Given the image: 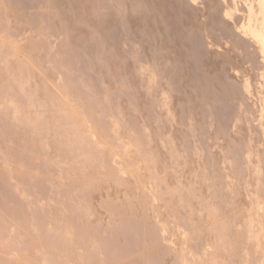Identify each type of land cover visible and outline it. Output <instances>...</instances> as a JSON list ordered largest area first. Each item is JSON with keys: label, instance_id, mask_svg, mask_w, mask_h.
I'll return each instance as SVG.
<instances>
[{"label": "bare ground", "instance_id": "6f19581e", "mask_svg": "<svg viewBox=\"0 0 264 264\" xmlns=\"http://www.w3.org/2000/svg\"><path fill=\"white\" fill-rule=\"evenodd\" d=\"M17 1L19 0H0V185L3 188L2 191L0 190V264H153V259L155 260V264L156 260L159 261L158 258H161L162 261L163 258L167 257L171 259L172 264H264V70L259 73L260 78H257L261 80L259 82L260 85L257 82L258 85L261 86L259 90L257 88L258 91L261 90L260 93L258 92V94L260 95L259 97L261 99V107L259 108L260 110H258V115H260V117H258L260 118V123L258 121L255 122L254 120V124L256 125V123L258 122L259 125H257L256 127L250 125L247 122V118V126L246 124L243 125L244 123L242 125L240 124L239 126L237 125L240 120L244 121V117L247 116L246 113L248 112L246 111L248 109L250 111H254L251 108L253 107L251 106L252 104L250 105V107H248V104L246 105L248 109L246 108V110L244 108L245 113H243L244 111L242 110L243 107H246L244 106V103L246 102V97H244V95L246 94L249 98L256 95L254 94V91L256 89H252L251 82H249V80L247 81L246 78V81L243 82L240 87L242 91H244L243 93H245L243 95L244 99L241 98L242 101H244H239L241 102V104L239 103V108L242 107L240 108V110L243 111V114L241 113V111H238L240 112V114H245L246 116L242 118V116H239L240 114H234L233 117L235 118L236 116H238V119H235L236 125L233 124L236 129L234 127V130H230L229 127V133L227 132L226 134V137L228 139L227 141L229 142L225 144V146L220 145L221 150H218V145V147H216L215 145L212 148L214 150L217 148L216 150L220 151L219 154H215L214 150H208L207 152L203 151L202 148L204 147L201 148L195 143V145L198 146L199 149L194 145L195 148H192L193 153L191 154V148L188 146V148H190L189 153L187 151V147H185V143L187 141L185 138L186 142L184 143V136L186 137V135L188 134V139H191L193 136L195 138V135H191L193 132L192 122L195 119H186L188 120L186 124L183 125V123L181 125L182 120H179L182 119V117L180 119L178 118L177 121V114H175L174 112L176 110V107L174 106V108H172L173 103H171L172 101L170 96V93L172 91L167 93L165 91L166 94L162 98L158 97L159 95H157L156 92H158L159 94L161 87L160 84H162V82L159 81L161 79L158 78V74L156 75L157 71L154 68H151V66L156 67L157 65H149L151 69H146V65L144 68L139 67L140 69L137 70L139 73L141 71V73L140 75L139 73L136 74L139 77H146L145 80H142V78L140 77L141 82L139 81L140 84H143V86L141 84L142 87L140 89L142 90V92H144L145 95V97H143V100H145L144 102L141 100L142 98L140 99L142 101V105L146 108H148L147 105H152L151 109L148 108L149 111L152 110L154 107L156 108H154L153 111L159 110V112L156 111L157 115H155L153 119H151V117L145 118L143 112L146 109H140V107L142 108V106H135V102H133L135 104L131 103L133 99L130 100L129 103H127L128 105L125 106L124 104H121V102L120 104L118 103L117 105H114L115 100L112 101V99L116 96H114V94L120 92V89H118V87L120 88L121 81L119 82V80V83L116 84V82L114 83L113 81L112 84L118 86L117 90L114 88V92H117H111L109 93V95H112H107L106 97L103 96L102 93L101 97L97 95L95 96L94 94L96 91H93L94 89H92V86L90 87L89 85H86L88 83L90 84V82H88L87 80V82L84 83L86 80H83L84 82L82 81V86H84V88H82L81 86L82 90L84 89L83 92L85 93V90L87 91V88L89 87L90 89H92L90 91L92 93L90 94L91 96L88 95L90 98H92V100L90 99L91 101L85 102L86 100L88 101L89 97L85 95V93L83 94L86 98L85 99L84 96H82L83 92L80 91V88L77 87L81 83V78L79 77L80 75H82V72L80 73L79 71L84 66V63L82 64L83 66H81L79 71L77 70V72L80 73L79 74L73 67L75 63L72 65V60H67L68 58L71 59V55L73 57L74 52L72 51H75L76 47L74 46L77 44L76 42V44L73 46V43L70 44L72 40H67V38L73 37V33H69V36L70 34H72V37L66 36V34H68L71 29L69 31L66 30L67 33H63L65 37H67L65 41L64 36H61L63 39H61L60 37L59 40L64 41L61 43L62 45L57 46L56 44H58V42L53 45L55 42L52 43L51 39L57 31L54 29L51 30L49 25L52 22L49 23L48 27L47 25L43 24V21L40 20V22H42L40 24H43V26H37V29H39L40 31V28L44 26L46 27L41 29L42 31L38 32V30L34 29L36 26L35 24L33 25V23H35L36 21L33 22V18H36L34 16L38 14L42 19L44 17L43 20L46 19L47 24V20L54 21L56 14L54 18L52 17L54 14H51V18L49 17V15L51 11L55 9L48 11L47 9H44V11L46 10L45 14L47 12L46 15L48 19L45 18V14V16L43 15V11H41L40 14L37 12V14L33 12L34 16L32 18L33 14L30 11L31 9L28 8L27 11L25 10L26 7L24 9L22 7V3L24 4L25 1H22V3H20L22 6L19 5ZM47 1L45 2L47 3ZM73 1L77 2L76 0ZM89 1L92 2V0ZM95 1L92 2V4L94 3L96 5L100 2V0L97 1L98 3ZM101 1L105 2V0ZM111 1L112 0H108V2L114 5V3H112ZM177 1L180 2V0H176L175 3L177 4L179 3ZM224 1H226L227 4V11L225 16L226 19L224 20H233L234 24H236L237 26V32L240 33V35L242 36L240 42L243 41L244 44L243 42L242 44L244 46L246 45L249 48L255 47V50H253V52L251 50L250 51L253 54L256 52L255 55H259V57L261 58L260 62H262V64L264 65V0H243L245 1V7L241 3V5H243V8H240L239 0ZM42 2H39L37 4L39 5ZM45 2L42 3V5L44 4L47 8V4H50L51 1L47 4ZM54 2L52 0V3ZM196 2H198V0ZM196 2H194L195 5ZM222 3L224 4V2ZM139 4L140 2H138L137 5ZM143 4H145L144 1ZM217 4H219V2ZM95 5L93 7L94 9L96 8ZM220 5L222 4H219L218 6ZM145 6H148V4H145ZM201 6L202 4L199 5L200 8H202ZM223 6H225V4ZM40 7L42 9L43 6L40 5ZM50 7H52V5ZM50 7H48V9H50ZM220 7H218V9ZM34 8L32 10L36 11V9ZM65 8L63 10H67L68 8L70 9V6L67 9ZM104 9L106 10V8ZM110 9L111 8H109L108 10ZM136 9L139 10V8ZM37 10L39 11V8H37ZM60 10L61 9H58L57 14H59ZM71 10L68 11L70 12ZM91 10V13L96 11H94L93 9ZM117 10L119 11H117L118 14L116 13L118 16H120L119 14H123L122 12L120 13L119 9ZM49 11L50 13L48 15ZM55 11H52V13H55ZM68 11H66L67 13L65 12L64 16L66 14L68 15ZM209 11L211 12L210 9ZM209 11L207 13H209ZM110 12H112V9ZM187 12L185 11V13ZM62 13L63 12H60V14ZM78 13L79 11L77 12V14ZM91 13H89L90 16L92 15ZM95 13L98 14L97 11ZM127 13L125 16L126 18ZM134 13L135 12H133V14ZM110 14L108 15L110 16ZM60 16L57 15V17ZM76 16L74 18L77 19ZM96 16L98 15H95V17ZM57 17L55 18V20L57 19ZM144 17H146V14ZM149 17L150 16H148V18ZM218 17L220 18V16ZM62 18H66V16H62ZM85 19L86 18H84V21ZM142 19L143 18H141V20ZM207 19L208 18H206L205 20ZM216 19L218 18L216 17ZM63 20L64 19H62V21ZM86 20L88 21V19ZM145 22L146 21H144V24ZM221 22L224 21L222 20ZM72 23L75 25V22ZM80 23L81 21L78 23L79 26ZM127 23L130 24L129 22ZM63 24L65 23H62V25ZM82 24L83 26L84 24L85 26L89 25L88 23L86 25V22H82ZM114 24L119 23L115 22ZM146 24L148 25V23ZM65 25H60L61 29L62 27H67ZM142 26L144 28L143 21ZM47 27L48 30L50 29L51 31H53V33L55 31L56 32L51 35L50 30V32H47ZM91 27L92 25L90 26V28ZM44 29L46 30V33H49L51 35V37L48 38L46 33H44ZM95 30H93L94 34L96 33ZM119 30L121 32L123 29ZM139 30L141 29L139 28ZM93 31L92 34L89 35L90 38L93 37L92 40L94 38L99 37L97 34L94 35ZM97 32L99 33V31ZM125 32L126 31H124V33ZM58 33L59 36L62 34V32L60 33V31H58ZM57 34L56 36H58ZM122 34L118 35L121 36ZM91 35L93 36L91 37ZM86 37H88V35ZM105 37L109 40L107 35ZM99 38L97 39L99 40ZM120 39V41L124 40L123 37H121ZM106 40L104 41L106 42ZM116 40L119 44L118 37ZM207 40L209 41L210 38H207ZM154 41L157 42V40ZM60 42L61 41H59V44ZM68 43L71 46H67L69 45ZM100 43L102 42H99V44ZM79 44L80 43L78 42V46H81ZM226 44L227 43H225V46ZM187 45H189V43ZM61 46L63 47V49L61 48ZM68 47L74 48L71 51L72 53L68 51L70 50V48ZM113 47H115V44ZM58 48H61V51H59L60 49ZM65 48L68 49L66 50ZM110 48L112 47L110 46ZM107 49L109 50V47ZM62 50H66L68 52V58L66 56V51L64 52ZM155 50L158 49L155 48ZM212 51L213 50H211V52ZM89 52L90 51H88V53ZM158 53L160 54V52ZM252 53H250L249 55H251ZM68 54H70V57ZM101 54L102 53H99V55ZM105 54L106 53H104L103 56H106ZM108 54H110V52ZM167 56L168 55H165L164 57L166 58ZM121 57L119 58L121 59ZM126 57L128 58L130 56L127 55ZM64 58H66V60L71 64V66L68 62L64 61ZM96 58L101 59V56H98ZM154 58L156 57L154 56ZM106 59H104V61ZM112 59L110 58V60ZM226 59L225 61L228 60ZM220 60L224 59L221 58ZM162 61H164L163 58ZM62 62H66L67 65L64 63L66 65L65 66ZM156 62L153 64H156ZM160 63L161 62H159V64ZM170 63L172 62L170 61ZM226 64L228 65V63ZM141 65L143 66V64ZM168 65H166L165 68ZM184 65L187 67V62ZM67 66H69V68ZM99 66L101 67V65ZM180 66L182 67L181 64ZM185 66H183L182 68H185ZM70 67L73 69H70ZM96 68L100 70L98 67ZM165 68L164 70L166 72L167 69ZM225 68L223 67V72ZM71 70H75L74 73L76 72L75 74L73 73V76ZM102 70L103 69H101V75H103ZM161 70L163 69L161 68ZM142 72H146L147 76H145V73L144 75H142ZM219 73L221 74V71H219ZM235 73L237 75L239 72H234V74ZM77 74L79 79L74 78V76H76ZM195 74L193 76L194 78L196 77ZM167 75L168 74H166V77ZM170 75L171 74H169L168 77H174V75ZM120 76H116V78H119ZM133 76L134 75H132V78H135ZM82 77L84 76L82 75ZM113 77H110V79H113ZM125 77H128V75ZM159 77H161V75ZM73 78L75 79V82ZM194 78L193 80H195ZM244 78L245 77H243V79ZM76 79L79 80V84ZM175 79L176 78H174V80ZM177 79H179V76ZM197 79H199V76L197 77ZM116 80L117 79H115V81ZM175 81L177 82V80ZM240 81L241 80H239V82ZM170 82L172 83V81ZM176 82L174 84L175 86L177 85ZM215 82H217V80ZM252 82L254 81L252 80ZM76 83L78 85H76ZM107 83L109 82L107 81ZM191 83L192 82H190V84ZM196 83L198 82L196 81ZM196 83L195 85H197ZM205 83H207V81ZM118 84H120V86ZM127 84L130 86L128 82L125 84L126 90L125 88L123 89L128 92V94L125 93V91L123 93V89L122 92H120L119 94H127L128 97L131 98L132 95H130L129 93L133 89L130 90L131 88L129 89ZM219 84H216V86L219 87ZM135 85V88L138 87L136 82ZM236 85L238 84L236 83ZM86 86L88 87L85 88ZM111 87V85L110 88L106 86V90H110ZM169 88H171V86ZM196 88L197 87H195V89ZM221 89H223V87ZM127 90H130V92ZM133 92H131V94ZM190 92H192V90ZM177 93H179V91H177ZM181 93H183V91ZM162 94H164V92ZM133 95L135 96V94ZM156 95L159 99L156 98ZM92 96L96 98L94 99ZM154 96L157 100L153 98ZM184 96L186 95H183V97ZM99 98H101L102 100H99ZM123 98H125V95ZM132 98L134 97L132 96ZM134 100H137V96ZM235 100L237 99L235 98ZM201 102L202 101H200V103ZM212 102L210 101L211 104ZM112 104L115 106V108L112 106ZM138 104L141 105V102ZM201 104H203V102ZM258 104L259 103H257V105ZM191 106H193V104ZM207 107L209 106L207 105ZM256 107L257 106H255V108ZM173 109L175 110L173 111ZM187 110L190 111L189 109ZM189 114L192 115V112ZM191 115L190 117H193ZM148 116H150V113ZM151 120L152 122H150ZM176 121L180 122V124L177 125ZM251 121L252 120H250V123ZM149 123H151V125ZM214 123H211V125ZM174 124L179 126V128L181 127L179 130H177V132L172 127ZM169 125L172 127L170 128L171 130L167 128L168 131H165V128ZM240 126H246L245 129L249 134L246 133V135L243 136L242 134L244 133V129L242 127L240 128ZM237 127L239 128L237 129ZM158 128L162 129V131L160 130L159 132L157 130ZM195 128L196 125L194 127V131L196 132ZM229 130L232 132H230ZM218 131L219 130H217V132ZM219 132L217 133L218 135ZM201 136L202 135H200V137ZM221 136L223 137V135ZM222 137L221 139L224 138L223 140H225L226 137ZM214 139L217 142V140L220 139V136L216 135ZM221 139L220 141L222 142L223 140ZM197 142H199L200 144V141ZM223 142L221 144H224ZM129 235L134 236V240L140 242V245L142 244L141 247L142 249H144V251L146 248L152 249L151 251H148L149 249H146L148 252H150L149 254L146 253L147 251H145L143 255H140L139 253L136 254L137 252L134 253L135 255L140 256V258L138 257L139 259L136 258L137 256L135 255L132 256L133 258L135 257L136 259H138V262H136V260L134 259L135 261H133L132 263L131 260L133 259L129 260L131 256L127 255L128 251H131V249L132 252L129 253L133 254V252H135L133 251L135 250V248L136 251H141V253L143 252L142 249L139 250V243L134 240L133 242L129 240L130 244L133 245L134 249L132 247H129L130 245L128 244V239H132V237H128ZM162 238L167 239L165 240L166 242L169 241V244L167 243L168 245H164L165 242L163 241L164 243L162 245L164 246V248H161ZM158 240L160 242L159 244L161 247H159L158 245ZM134 242L137 243L136 247V243ZM127 247L131 249H127Z\"/></svg>", "mask_w": 264, "mask_h": 264}, {"label": "rangeland", "instance_id": "374dc122", "mask_svg": "<svg viewBox=\"0 0 264 264\" xmlns=\"http://www.w3.org/2000/svg\"><path fill=\"white\" fill-rule=\"evenodd\" d=\"M22 1L24 2H26V4H25V2H24V4L22 3ZM43 1V2H42ZM30 0V2L32 3H30L29 2V0H19V1H17L18 2V4L19 5H21L20 3H22V7H23V9L25 8V10H27L28 11V8L29 9H31L30 11L32 12V18H33V16H34V13H39L40 14V12L41 11H43L42 13H43V15L45 14V11H44V9H47V11L48 10H52V9H55V10H52V11H55V13H52V11H51V13H50V11L48 12V15H49V13H50V15H49V17L50 16H52L53 14V18H54V16H55V14H56V17H57V15H61L60 17H57V19L55 20V18H54V21L53 20H50V18H49V20L50 21H48L47 20V24H46V19L45 20H43L44 19V17H43V15H42V17H43V19L37 14V15H35L34 17H36V18H33L34 19V21L33 22H35V23H33V25L35 24V30H38V32H40V31H42L41 29H43L44 27H46V26H44V27H42V28H40V31H39V29H37V26L39 27H41V26H43V24L44 25H49V23L50 22H52V23H50V28H51V30L52 29H54V30H56L54 33H55V35L52 37V39H53V41H52V39H51V42L53 43V42H55L53 45H55L57 42H58V44H56L57 46L58 45H62L61 43L62 42H64L65 40H66V38L67 37H72L71 35L72 34H70V36H69V33H73V37L72 38H67V40L68 39H71V40H69V41H71L70 42V44L71 43H73V46L76 44V42H77V44L74 46V47H76L75 48V51L73 50L74 48L73 47H68V48H70V50H68V51H72V52H74L73 53V57H72V55H71V57H70V54H68L69 55V57L71 58V59H69L68 58V56H67V49L68 48H65L66 50H62V51H66V56H67V60H69V61H71V64L73 65L74 63H75V65H73V67L76 69V72H77V70L79 71V69L81 68V66H83L82 64L84 63V66L80 69V73L84 76V77H82V75H80V77L79 78H81L80 79V81H81V83H82V81L83 80H86L84 83H86L87 82V80H88V82H90V84L88 83V84H86V85H89L90 87L92 86V89H94L93 91L95 92V96L97 95V96H99V97H101V95L103 94V96H107V95H109V93H111V92H114V88L117 90V85H112L113 84V81H114V83L116 82V84L117 83H119L120 81V83H121V86H120V84H118L119 86H120V88L118 87V89H120V92H122V89L123 88H125V90H126V83H128L129 82V84H130V86L127 84V86L129 87V89L130 90H132L131 92H133V91H136V92H133L132 94H131V92H130V90H127V91H129L130 93V95H132L134 98H132V96H131V98L130 97H128V92H126L124 89H123V93H124V91H125V93H127V94H124L125 95V98H126V100H125V98H123L124 97V95H123V93L122 94H119V93H116L117 91H115L114 93H116V94H114V98L113 97H111V98H113L112 99V101L113 100H115L114 101V105H117L118 103L120 104V102H121V104H124V106L125 105H128L127 103H129V101L130 100H132L133 99V101L131 102V103H133V102H135V103H133V104H135V106H142V108L140 107V109H143V110H145L143 113H144V117L145 118H147V117H151V119H153L154 118V116L155 115H157V112H159V110L156 112L155 110L153 111V109L154 108H156V107H154L152 110H150L149 111V109L148 108H152L151 106L152 105H147L148 106V108H146V107H144L143 105H142V101L144 102L145 100H143V97H145V95H144V92H142V90L140 89L142 86H143V84H142V86H141V84H140V82H141V79H140V77L138 76V75H136L137 73H139L138 72V70L137 69H140L139 67H145V65H146V69L148 68V69H155L156 71H157V73H156V75L158 74V78H160L161 80H159V81H161L162 82V84H160V92H159V94H158V92H156L157 93V95H159L158 97H163L167 92H171L170 93V96H171V103H173L172 105H173V107L172 108H174V106L176 107L175 109H173V111L175 112V114H177L176 115V120L179 118H181L182 117V119H180L179 121H181V125L183 124V125H185L186 124V122L190 119V118H193V132H192V136L193 135H195V138H194V136L191 138V139H188V134L186 135V137L184 136V143H185V147H187V151L190 153V151H191V154L193 153L192 151H193V149L192 148H195V147H204V148H202L203 149V151H210V150H214V149H212L215 145H216V147H218L219 149L218 150H221V146H225V144H227L229 141H227L228 139H227V137H226V134H227V132H228V129H229V127H230V130L232 129V130H234V127L235 126H233V124L234 125H236L235 124V119H238V116H236L237 114H240V112H238V111H241V113L243 112V113H245V110H244V108L246 109L247 108V104L249 105L248 107H250V105L251 106H253V107H251L255 112H257L258 110H260L259 108L261 107V99H260V95L258 94V92L260 93V91H258L259 90V88L261 87V86H259L260 85V81L261 80H259V79H257V78H260V72H262V70H264V65L262 64V62H260V57H259V55L258 54H256L255 55V53L253 54L252 52H253V50H255L253 47L252 48H249V47H247L246 45L244 46L243 44H244V42H243V44H242V42H240L241 41V38H242V36L240 35V33H238L237 32V26H236V24H234V22H233V20H224V19H226L225 18V16H226V11H227V4H226V1H224V0H216V1H218L219 2V4H222V5H220V6H222V7H220V6H218L219 4H217L218 2H216L215 0H198V2H196L197 0H180V2L179 1H177V2H179L178 4L177 3H175V1L176 0H156V1H154V0H143L144 1V3L147 5L148 4V6H145V4H143V1H141V0H112L111 2L112 3H114V5L113 4H111L110 2H108V0L106 1L105 0V2H103V1H101L100 0V2L98 3L97 1H99V0H92V2H97L98 4H92V2H90L89 0H76L77 2H75V1H73V0H53V2L54 3H52V0H49V1H47V0H45V1H47V3H49L50 1V4H47L44 0ZM66 1V2H65ZM89 1V2H88ZM110 1V0H109ZM115 1H116V3H115ZM118 1H119V3H118ZM124 1V2H123ZM127 1V2H126ZM131 1V2H130ZM146 1V2H145ZM148 1V2H147ZM201 1V2H200ZM224 2V4H225V6H223L224 4L222 3V2ZM241 1V2H240ZM29 2V3H28ZM39 2H42V3H46L47 4V8H46V6L43 4L42 5V3H40L39 5L37 4V3H39ZM70 2H71V4H70ZM75 2V3H74ZM103 3V7H102V3ZM108 2V3H107ZM126 2V3H125ZM138 2H140V4L139 5H137L138 4ZM186 2V3H185ZM194 2H196V5H195V3ZM28 3V4H27ZM56 3H57V5H56ZM74 3V4H73ZM79 3V4H78ZM86 3V4H85ZM90 3V4H89ZM129 3H131V4H128ZM174 3V4H173ZM199 3V4H198ZM212 3V4H211ZM241 3L244 5V7H245V1H243V0H239V6H240V8L243 6V5H241ZM73 4V5H72ZM81 4V5H80ZM101 4V5H100ZM120 4V5H119ZM135 4V5H134ZM153 4V5H152ZM171 4V5H170ZM188 4H189V7H188ZM197 4H198V6H197ZM202 4V8H200L199 7V5H201ZM211 4V5H210ZM26 5H28V6H26ZM33 5H34V7H33ZM38 5V6H37ZM40 5L41 6H43L42 7V9H41V7H40ZM52 5V7H50V6ZM63 5H64V7H63ZM88 5V6H87ZM94 5L96 6V8L94 9L93 7H94ZM99 7H98V6ZM108 5V6H107ZM144 7H143V6ZM154 5H155V7H154ZM177 5H178V7H177ZM187 5V6H186ZM195 5V6H194ZM205 5H206V7H205ZM207 5H209V6H207ZM214 5V6H213ZM216 5V6H215ZM20 6V7H21ZM31 6V7H30ZM37 6V7H36ZM56 6V7H55ZM70 6V9L68 8ZM80 6V7H79ZM83 6V7H82ZM113 6H115V7H113ZM116 6H118V7H116ZM120 6H121V8H120ZM128 6V7H127ZM151 6H152V8L153 9H155V10H153L152 8H151ZM220 7L219 9H218V7ZM34 9H36V11L35 10H32L33 8ZM48 7H50V9H48ZM54 7V8H53ZM63 7V8H62ZM66 7V8H65ZM90 7H92V8H90ZM141 7V8H140ZM198 7V8H197ZM225 7V8H224ZM37 8H39V11L37 10ZM67 9V10H63V9ZM75 8V9H74ZM104 8H106V10L104 9ZM109 8H111L112 9V12H110L111 11V9L110 10H108ZM119 9L120 10V13L122 12L123 14H119L120 16H118L117 14V9ZM133 8H135V9H133ZM136 8H139V10L138 9H136ZM179 8V9H178ZM185 8V9H184ZM224 8V9H223ZM243 8V7H242ZM58 9H61L60 10V12H63L62 14H60V12H59V14H57L58 13ZM73 10V12H72V10ZM79 9H81V10H83V9H85V10H83V11H81V10H79ZM91 9H93L94 11L96 10L97 11V13L98 14H96L95 12H92L91 13V11L90 10ZM115 11H114V10ZM126 9V10H125ZM131 9H133V10H131ZM144 9V10H143ZM160 9V10H159ZM203 9V10H202ZM206 9H208V10H206ZM209 9L211 10V12L209 11ZM212 9H214V10H212ZM63 10V11H62ZM68 10H71L70 12L68 11ZM75 10H76V12H75ZM121 10H123V11H121ZM131 10V11H130ZM141 10H143L144 12H145V10H146V12L144 13L143 11H141ZM66 11H68V15L66 14L65 16H66V18H62V16L63 17H65L64 16V14H65V12ZM79 11V13L77 14V12ZM85 11V12H84ZM106 11V12H105ZM109 11V12H108ZM114 11V12H113ZM127 11H128V13H127ZM137 11V12H136ZM185 11L187 12V13H185ZM209 11V13H207ZM34 12V13H33ZM76 14H75V13ZM83 12V13H82ZM119 12V11H118ZM131 12H132V14H131ZM133 12H135L134 14H133ZM139 12V13H138ZM142 12V13H141ZM149 12V13H148ZM163 12V13H162ZM168 12V13H167ZM215 12V13H214ZM218 12H219V14H218ZM41 13V14H42ZM67 13V12H66ZM85 13V14H84ZM89 13H91L92 15L90 16V14ZM106 14V18H105V14ZM111 13V14H110ZM114 13V14H113ZM117 13V14H116ZM126 13H127V18L125 17L126 16ZM144 13V14H143ZM194 13V14H193ZM211 13H213V14H211ZM223 13V14H222ZM46 14H47V12H46ZM45 14V15H46ZM52 14V15H51ZM72 14V15H71ZM74 14V15H73ZM93 14H94V16H93ZM101 16H100V15ZM108 14H110V16L108 15ZM113 14V15H112ZM116 14V15H115ZM132 15V18H131V15ZM143 14V15H142ZM145 14H146V17H144L145 16ZM147 14H149V15H147ZM44 15V16H45ZM70 15V16H69ZM77 15V16H76ZM95 15H98L99 16V18H98V16H96L95 17ZM103 15V16H102ZM122 15V16H121ZM138 16V17H136V16ZM166 15V16H165ZM216 15V16H215ZM37 16H39V17H37ZM68 16H69V18H68ZM77 17V19L76 18H74V17ZM86 16V17H85ZM90 16V17H89ZM108 16V17H107ZM117 16V17H116ZM130 16V17H129ZM148 16H150L149 18H148ZM218 16H220V18L218 17ZM82 17V18H81ZM90 18V20H89V18ZM91 17H93V18H95V19H93V18H91ZM104 17V18H103ZM112 19H111V18ZM209 17H210V19H209ZM216 17L218 18V19H216ZM224 17V18H223ZM45 18H47L48 19V17H47V15L45 16ZM52 18V19H53ZM64 19L63 21H62V19ZM84 18H86V19H88V21L85 19V21H84ZM109 18V19H108ZM120 19V20H117V19ZM141 18H143L142 20H141ZM147 18V19H146ZM203 18H208L209 19V21H208V19L207 20H205V19H203ZM39 19V20H38ZM74 19V20H73ZM78 19H79V21H78ZM81 19V20H80ZM83 19V20H82ZM103 19V20H102ZM106 19V20H105ZM40 20L41 21H43V24L41 25L40 23H42V22H40ZM60 20V21H59ZM72 20V21H71ZM117 20V21H116ZM126 20V21H125ZM128 20V21H127ZM210 20H211V22H210ZM224 21V22H221V21ZM44 21H45V23H44ZM58 21V22H57ZM81 21V23H80V26H79V22ZM92 21V22H91ZM107 21V22H106ZM125 21V22H124ZM135 21V22H134ZM142 21H143V25H144V28H143V26H142ZM144 21H146L145 22V24H144ZM151 21V22H150ZM154 23H153V22ZM196 21V22H195ZM221 23H220V22ZM54 22V23H53ZM72 22H75V25L72 23ZM76 22H77V24H76ZM82 22L84 23V22H86V25H87V23L89 24V25H87V26H85V24H84V26H83V24H82ZM110 22V23H109ZM115 22H117V23H119V24H114ZM122 22V23H121ZM127 22H129L130 24H128ZM140 22V23H139ZM188 22V23H187ZM200 22H202V23H200ZM226 22V23H225ZM232 22V23H231ZM36 23H39V24H36ZM57 23V24H56ZM62 23H65V24H63L62 25ZM101 23V24H100ZM109 24V26H108V24ZM129 25H127V24ZM146 23H148V25L146 24ZM177 23H178V25H177ZM190 23V24H189ZM200 23V24H199ZM209 23V24H208ZM224 23V24H223ZM82 24V25H81ZM102 24H103V26H102ZM188 24V25H187ZM220 26H219V25ZM223 24V25H222ZM53 25V26H52ZM55 25H56V27H57V29H56V27H55ZM67 26V27H62V29H61V26ZM70 25V26H69ZM92 25V27H94V28H90V26ZM98 25V26H97ZM126 25V26H125ZM226 25H227V30H226ZM48 26V27H49ZM60 26V27H59ZM113 26V27H112ZM115 26V27H114ZM116 26H118V27H116ZM122 26V27H121ZM147 26V27H146ZM200 26V27H199ZM219 26V27H218ZM48 27H47V32L50 30H48ZM52 27H55V28H52ZM69 27V28H68ZM96 27H98V28H96ZM105 27V28H104ZM109 28V29H107V28ZM131 27V28H130ZM141 29V30H139V28ZM178 27V28H177ZM181 27V28H180ZM221 27V28H220ZM225 27V28H224ZM66 28V29H65ZM75 28H76V30H75ZM88 28H90V29H88ZM100 28H101V30H100ZM115 28V29H114ZM136 28H137V30H136ZM161 28V29H160ZM194 28V29H193ZM46 29V28H45ZM44 29V30H45ZM72 31H71V30ZM87 29V30H86ZM91 29H92V31L93 30H95L96 31V33L95 34H97L99 37H97V38H99V40L97 39V38H94L93 40H92V36L93 35H91V37L92 38H90L89 37V35L90 34H92V31H91ZM98 29V30H97ZM107 29V30H106ZM113 29V30H112ZM119 29H123L121 32H120V30ZM177 29V30H176ZM192 29V30H191ZM197 29H199V30H197ZM229 29V30H228ZM50 30V31H51ZM62 30H65V31H62ZM66 30H70L69 32H68V34H66L67 33V31ZM112 30V31H111ZM117 30H119V31H117ZM159 32H158V31ZM194 30V31H193ZM49 31V32H50ZM58 31H60V33L62 32V34L59 36V33H58ZM75 31H77V32H75ZM79 31H80V33H79ZM85 31H87V32H85ZM97 31H99V33L97 32ZM104 31V32H103ZM107 31H108V33H107ZM110 31V32H109ZM124 31H126L125 33H124ZM132 31V32H131ZM192 32V34H191V32ZM209 33H208V32ZM223 31V32H222ZM44 32V31H43ZM64 32H66L65 34H66V36L67 37H65V35L63 34ZM74 32H75V34H77V35H75L74 34ZM111 32H113V33H111ZM165 32V33H164ZM202 32V33H201ZM44 33H46V30H45V32ZM53 33V31H51L50 32V34L52 35V34H54ZM58 33V34H57ZM103 33V34H102ZM106 33V34H105ZM123 33V34H122ZM167 33V34H166ZM201 33V34H200ZM49 33H46V35L48 36V38L49 37H51V35H50ZM56 34L58 35V36H56ZM88 35V37H86L87 35ZM93 34H94V31H93ZM94 34V35H95ZM109 34V35H108ZM110 34H111V36H110ZM114 34H115V36H114ZM118 34H122L121 36L120 35H118ZM125 34V35H124ZM162 34H163V38H162ZM200 34V35H199ZM207 34V35H206ZM213 34V35H212ZM50 35V36H49ZM86 35V36H85ZM96 35V36H97ZM108 36V38H109V40L110 39H113V40H108L105 36ZM118 35V36H117ZM130 35V36H129ZM160 35V36H159ZM193 35V36H192ZM210 35H211V37H210ZM61 36H64V41H62V40H59L60 39V37ZM76 36V37H75ZM82 36V37H81ZM85 36V37H84ZM102 36V37H101ZM127 36V37H126ZM168 36V37H167ZM200 36V37H199ZM205 36V37H204ZM213 36V37H212ZM215 36V37H214ZM54 37H55V39H54ZM81 39H83V40H81ZM95 37V36H94ZM116 37V38H115ZM117 37H118V42H119V44L117 43ZM121 37H123L124 38V40L123 41H120L121 39ZM160 37V38H159ZM167 37V38H166ZM75 38V39H74ZM77 38H78V40H77ZM90 38V39H89ZM102 38V39H101ZM155 38V39H154ZM202 38V39H201ZM207 38L209 39L210 38V40L208 41L207 40ZM61 39H63L62 37H61ZM73 39H74V41H73ZM80 39V40H79ZM97 39V40H96ZM107 39V40H106ZM216 39V40H215ZM56 40V41H55ZM57 40H59V41H61L60 42V44H59V41H57ZM94 40H96V41H94ZM104 40H106V42H107V44H106V42L104 41ZM129 40V41H128ZM154 40H157V42L156 41H154ZM162 40V41H161ZM49 41V40H48ZM84 42V44H83V42ZM113 41V42H112ZM161 42V44H160V42ZM168 41V42H167ZM207 41V42H206ZM78 42L80 43L79 45H81V46H78ZM82 42V43H81ZM99 42H102V43H100L99 44ZM115 42V43H114ZM121 42H122V44H121ZM131 42V43H130ZM142 42H144V43H142ZM147 42V43H146ZM148 42H149V44H148ZM164 42H166V43H164ZM169 42H170V44H169ZM181 42V43H180ZM184 42V43H183ZM206 42V43H205ZM215 42V43H214ZM50 43V42H49ZM85 43H86V45H85ZM93 43V44H92ZM98 43V44H97ZM110 43V44H109ZM112 43H114L115 44V47H119L118 48V50H117V48H115V47H113L114 46V44H112ZM128 43V44H127ZM157 43V44H156ZM189 43V45H187ZM218 43V44H217ZM225 43H227L226 44V46H225ZM69 44V43H68ZM67 45V46H71V45ZM89 44V45H88ZM139 44V45H138ZM148 44V45H147ZM156 44V45H155ZM180 44V45H179ZM209 44H210V46H209ZM220 44H222V45H220ZM52 45V44H51ZM50 45V46H51ZM82 45H83V48H82ZM85 45V46H84ZM97 45V46H96ZM121 46V48H120V46ZM124 47H123V46ZM145 45H147V46H145ZM151 45V46H150ZM163 45H165V46H163ZM170 45V46H169ZM216 46V47H214V46ZM56 46V47H57ZM66 46V47H67ZM91 46V47H90ZM107 46V47H106ZM110 46L112 47V48H110ZM131 46H132V48H131ZM148 46H149V48H148ZM183 46V47H182ZM229 46V47H228ZM98 47V48H97ZM109 47V50L107 49ZM144 49H143V48ZM162 47H163V50H162ZM211 47V48H210ZM219 47H220V49H219ZM223 47V48H222ZM231 47V48H230ZM52 48V47H51ZM54 48H55V46H54ZM53 48V49H54ZM61 48L63 49V47L61 46ZM61 48H58V49H60L59 51H61ZM72 48V49H71ZM79 48V49H78ZM86 48V49H85ZM87 48H88V51H90L89 53H88V51H87ZM96 48V49H95ZM137 48V49H136ZM152 48V49H151ZM155 48L156 49H158V50H155ZM170 48V49H169ZM183 48V49H182ZM186 48V49H185ZM58 49H56V50H58ZM83 49V50H82ZM91 49V50H90ZM130 49V50H129ZM132 49V50H131ZM144 51H143V50ZM151 49V50H150ZM213 50L212 52H211V50ZM226 49V50H225ZM248 49H249V51H248ZM77 50V51H76ZM79 50V51H78ZM94 50V51H93ZM104 52H103V51ZM122 50H123V52H122ZM129 50V51H128ZM142 50V51H141ZM161 50H162V52H161ZM181 50V51H180ZM185 52H184V51ZM218 50H219V52H218ZM225 50V51H224ZM245 50H247V51H245ZM252 52H251V51ZM83 51V52H82ZM106 51V52H105ZM107 51H109L110 52V54H108L109 52H107ZM118 51V52H117ZM126 51V52H125ZM134 51V52H133ZM151 51H153V52H151ZM170 51H172V52H174V53H172V52H170ZM69 52V53H70ZM71 52V53H72ZM76 52V53H75ZM80 52V53H79ZM94 52H96V53H94ZM122 52V53H121ZM141 52V53H140ZM142 52H143V54H145V55H143L142 54ZM158 52H160V54L158 53ZM165 52H167V53H165ZM223 52V53H222ZM225 52V53H224ZM227 52V53H226ZM247 52H249V53H247ZM87 53V54H86ZM99 53H102L101 55H99ZM104 53H106L105 55L106 56H103L104 55ZM154 53H156V54H154ZM250 53H252L251 55H249ZM76 54H77V56H76ZM79 54V55H78ZM84 54V55H83ZM90 54H91V56L92 55H94V56H92L93 58H95V59H93L91 56H90ZM138 54V55H137ZM141 54H142V56H141ZM153 56H152V55ZM157 54H159V55H157ZM181 54V55H180ZM183 54V55H182ZM218 54H220V55H218ZM225 54V55H224ZM228 54V55H227ZM230 54V55H229ZM83 55V56H82ZM89 57V60H90V63H89V60H88V57ZM96 55H98L99 57L101 56V59L100 58H96V57H98V56H96ZM107 55H110V56H107ZM113 55V56H112ZM123 55V56H122ZM130 56V57H128V58H130V59H128L126 56ZM137 55V56H136ZM140 55V56H139ZM165 55H168L166 58L164 57ZM170 55V56H169ZM174 55V56H173ZM227 55V56H226ZM80 58H79V57ZM86 56V57H85ZM116 56H117V58H116ZM121 57V59L119 58V57ZM154 56L156 57V58H154ZM220 56V57H219ZM224 56V57H223ZM226 56V57H225ZM229 56V57H228ZM106 59V57H107V59L105 60L106 61V64H105V61H104V59ZM112 57H113V59H112ZM144 59H143V58ZM151 57V58H150ZM177 59H176V58ZM185 57H186V59H185ZM213 57H214V59H213ZM87 59V61H86V59ZM110 58L112 59V60H110ZM126 58V59H125ZM138 58V59H137ZM159 58H160V60H159ZM162 58H163V60L165 61H162ZM166 60H165V59ZM173 58H175V59H173ZM180 58V59H179ZM224 59V60H220V59ZM228 60H227V59ZM65 60L64 61H66V62H68L67 60H66V58H64ZM97 59V60H96ZM98 59H99V61H98ZM115 59H117V60H119V61H117V60H115ZM123 59H124V61H123ZM132 59V60H131ZM136 59V60H135ZM154 59H155V62H156V64H153V63H155L154 62ZM185 59V60H184ZM225 59L227 60V61H225ZM63 60V59H62ZM82 60V61H81ZM85 60V61H84ZM101 60V61H100ZM108 60V61H107ZM127 60V61H126ZM130 60V61H129ZM143 60V61H142ZM148 60V61H147ZM152 60V61H151ZM113 61H114V63H115V61H116V63L114 64L113 63ZM126 61V62H125ZM135 61V62H134ZM137 61V62H136ZM140 61H142V62H140ZM146 61V62H145ZM151 61V62H150ZM169 61V62H168ZM170 61L172 62V63H170ZM175 61V62H174ZM230 61H232V62H230ZM66 62H62L63 64L65 63L66 64ZM87 62V63H86ZM99 62V63H98ZM110 62V63H109ZM119 64H118V63ZM123 62V63H122ZM130 62V63H129ZM150 62V63H149ZM159 62H161L160 64H159ZM163 62V63H162ZM167 62H168V64H167ZM173 62H174V64H173ZM177 62V63H176ZM179 62V63H178ZM186 62H187V67L184 65V64H186ZM223 62V63H222ZM230 62V63H229ZM69 63V62H68ZM96 63V64H95ZM135 63V64H134ZM145 63V64H144ZM226 63H228V65L226 64ZM232 63V64H231ZM64 64V65H65ZM71 64L69 63V65L71 66ZM91 64V65H90ZM141 64H143V66L141 65ZM151 64L152 65H157L156 67H153V66H151ZM177 64V65H176ZM180 64L182 65V67L183 66H185V68H182L181 66H180ZM224 66H223V65ZM67 65V64H66ZM65 65V66H66ZM90 65V66H89ZM97 65V66H96ZM99 65H101V67L99 66ZM112 65V66H111ZM114 65H115V68H114ZM151 66V68H150V66ZM159 65V66H158ZM166 65H168L166 68H165V66ZM171 65V66H170ZM176 67H175V66ZM88 66V67H87ZM92 66V67H91ZM93 66H95V67H93ZM107 66V67H106ZM111 66V67H110ZM121 66H122V68H121ZM136 66H138V67H136ZM173 66V67H172ZM68 68H69V66H67ZM85 67V68H84ZM90 67V68H89ZM96 67H98L100 70H98ZM106 67V68H105ZM124 67V68H123ZM221 67V68H220ZM223 67L225 68V70H224V72H223ZM231 67H232V69H231ZM93 68H94V70H93ZM112 68H113V70H112ZM120 68V69H119ZM126 68V69H125ZM142 68V69H143ZM161 68L163 69V70H161ZM164 68L165 69H167L166 70V72H165V70H164ZM174 68H175V70H174ZM178 68H180V69H178ZM190 68V69H189ZM228 68H230V69H228ZM70 69H73V68H71L70 67ZM70 69H68V70H70ZM92 69V70H91ZM101 69H103L102 70V73H103V75H101ZM123 69V70H122ZM124 69H125V72H124ZM177 69H178V71H177ZM184 69V70H183ZM202 70V72H205V73H202L201 72V70ZM221 69V70H220ZM86 70V71H85ZM132 70V71H131ZM144 70V69H143ZM142 70V71H143ZM159 70H161V71H159ZM173 70V71H172ZM191 70V71H190ZM204 70V71H203ZM235 70H237V71H235ZM75 71V70H74ZM74 71H72L71 70V72H72V76L76 73H74ZM96 71H98V72H96ZM131 71V72H130ZM146 71H148V70H146ZM154 71V70H153ZM175 71V72H174ZM187 71V72H186ZM197 71H199V72H201V73H199V72H197ZM219 71H221V74L219 73ZM79 72H77V73H79ZM86 72V73H85ZM113 72V73H112ZM115 72V73H114ZM117 72H118V74H117ZM120 72V73H119ZM133 72H135V73H133ZM159 72V73H158ZM163 72V73H162ZM171 72V73H170ZM174 74H173V73ZM180 72V73H179ZM192 72H194V73H192ZM222 72H223V74H222ZM228 74H227V73ZM230 72V73H229ZM234 72H239L237 75H236V73L234 74ZM74 73V74H73ZM79 73V74H80ZM87 76H85L84 74ZM93 73V74H92ZM99 73H100V76H99ZM140 73H141V71H140ZM140 73H139V75H140ZM144 73H145V76H147L146 75V72H142V75H144ZM148 73V72H147ZM161 73V74H160ZM177 73V74H176ZM199 76V79H197V75ZM207 73V74H206ZM225 73V74H224ZM106 76H105V75ZM111 74H114V75H111ZM120 74H121V76H120ZM134 75L133 77H135V78H132V75ZM162 74H163V77H162ZM165 74V75H164ZM166 74H168L167 75V77H166ZM169 74H171L170 76H173L174 75V77H168L169 76ZM177 76H176V75ZM180 74V75H179ZM194 74H195V78L193 77L194 76ZM216 76H215V75ZM220 74V75H219ZM232 76H231V75ZM88 75H89V77H88ZM98 75V76H97ZM111 75V76H110ZM123 75V76H122ZM128 75V77H125V76H127ZM161 75V77H159ZM182 75V76H181ZM185 75V76H184ZM204 75V76H203ZM226 75V76H225ZM77 76V77H76ZM76 76H74V78H77V79H79L78 78V74L76 75ZM103 76V77H102ZM114 76V77H113ZM116 76L118 77V76H120L119 78H116ZM130 76V77H129ZM178 76H179V79H177L178 78ZM213 76V77H212ZM224 76V77H223ZM228 76H229V78H228ZM242 76V77H241ZM247 76V77H246ZM259 76V77H258ZM86 77V78H85ZM96 77V78H95ZM105 77V78H104ZM110 77H113V79L111 78L110 79ZM124 77H125V79H124ZM138 79H137V78ZM181 77V78H180ZM204 77V78H203ZM215 77V78H214ZM220 79H219V78ZM223 77V78H222ZM233 77V78H232ZM243 77H245L244 79H243ZM248 77H249V79H248ZM73 78V79H74ZM84 78V79H83ZM108 78V79H107ZM131 78V79H130ZM142 78V80H145V78H144V76L143 77H141ZM163 78V79H162ZM174 78H176L175 80H177V82L174 80ZM190 78V79H189ZM193 78L195 79V80H193ZM208 78V79H207ZM214 78V79H213ZM218 78V79H217ZM232 78V79H231ZM237 78V79H236ZM247 78V81L249 80V82H251V84H252V89L253 90H255L253 93L254 94H256V95H254V96H252V97H247V95L245 94V93H243L244 91H242V89L240 88L241 87V84L243 83V82H245L246 79ZM76 79V80H77ZM95 79V80H94ZM105 79V80H104ZM115 79H117L116 81H115ZM128 79V80H127ZM167 79V80H166ZM169 79V80H168ZM172 79V80H171ZM200 79H204L203 81L202 80H200ZM112 80V81H111ZM118 80H119V82H118ZM138 80V81H137ZM179 80V81H178ZM217 80V82H215ZM221 82H220V81ZM234 80V81H233ZM239 80H241L240 82H239ZM252 80L254 81V82H252ZM107 81L109 82V83H107ZM111 81V82H110ZM124 81V82H123ZM140 81V82H139ZM167 81V82H166ZM170 81H172V83L170 82ZM177 83V85L175 86L174 84H175V82ZM192 82L191 84H190V82ZM196 81L198 82V83H196ZM199 81H201V82H199ZM207 81V83H205ZM224 81V82H223ZM74 82H75V79H74ZM77 82H78V84H79V80H77ZM126 82V83H125ZM130 82H133V83H130ZM135 82H136V84H137V86L138 87H136L135 88ZM142 82H144V81H142ZM165 82H166V84H165ZM194 82V83H193ZM221 83V84H219V83ZM225 82H227V83H225ZM233 82V83H232ZM259 83V85H258V83ZM77 84L76 83V85H78L77 87L78 88H80L79 90L80 91H82L83 92V90H82V88H84V86H82L83 85V83L82 84ZM98 83V84H97ZM104 83H105V85H104ZM108 85H107V84ZM111 83V84H110ZM139 83V84H138ZM195 83L197 84V85H195ZM200 83V84H199ZM204 83V84H203ZM236 83L238 84V85H236ZM255 83H257V84H255ZM261 83H263V82H261ZM96 84V85H95ZM133 84V85H132ZM170 84V85H169ZM172 84V85H171ZM179 84H180V86H179ZM182 84V85H181ZM206 84V85H205ZM216 84H219L220 86L219 87H223V89H221V88H219L218 86H216ZM85 85V84H84ZM110 85L112 86L111 87V89L110 90H113V91H110L109 89L108 90H106V86L107 87H109L110 88ZM81 86H82V88H81ZM95 86V87H94ZM116 86V87H115ZM132 86V87H131ZM140 86V87H139ZM166 86V87H165ZM167 86H168V88H167ZM171 86V88H169ZM175 88H174V87ZM179 88H178V87ZM197 87L196 89H195V87ZM259 86V87H258ZM88 86H86L85 88H87ZM90 87L89 88H87L88 90L90 89ZM94 87V88H93ZM164 87V88H163ZM176 87H177V89H176ZM187 87H188V89H187ZM254 87V88H253ZM98 88V89H97ZM163 88V89H162ZM180 88H181V90L183 91V93H181L182 91L180 90ZM218 88V89H217ZM230 88V89H229ZM257 88H258V90H257ZM92 89H90L89 91L87 90H85V93L83 92L82 93V96H84L83 94H85V95H90V94H92L90 91L92 90ZM163 91H162V90ZM170 89V90H169ZM175 89H176V91H175ZM183 89H185V90H183ZM194 89V90H193ZM226 89V90H225ZM232 89V90H231ZM236 89V90H235ZM102 90H104V91H102ZM106 90V91H105ZM169 90V91H168ZM192 90V92H190ZM223 90V91H222ZM92 91V92H93ZM107 91H108V94H107ZM140 91V92H139ZM159 91V90H158ZM165 91H166V93H165ZM177 91H179V93L182 95H180L179 93H177ZM236 91V92H235ZM88 92H90V93H88ZM104 92H106V93H104ZM164 92V94H162ZM186 92V93H185ZM214 92V93H213ZM81 93V92H80ZM97 93V94H96ZM102 93V94H101ZM177 93V94H176ZM191 93V94H190ZM213 93V94H212ZM237 93V94H236ZM106 94V95H105ZM117 94H119V95H117ZM133 94H135V96L133 95ZM173 96H172V95ZM189 94H190V96H189ZM215 94V95H214ZM246 96H245V95ZM112 95V94H111ZM111 95H109V96H111ZM141 97H140V96ZM157 95H156V98L157 99H159L158 97H157ZM178 95H179V97H178ZM183 95H186V96H184L183 97ZM214 95V96H213ZM226 95V96H225ZM243 95H244V97H246V99H245V103H244V106H246V107H243V111L242 110H240V108H242V107H240L239 108V103L241 104V102H243L242 101V99L241 98H243ZM86 96V97H87ZM91 96V95H90ZM137 96V100L135 101L134 99H135V97ZM189 96V97H188ZM213 96V97H212ZM225 96V97H224ZM237 96V97H236ZM241 96V97H240ZM89 97V96H88ZM93 97V96H92ZM120 97V98H119ZM140 97V98H139ZM173 97H174V99H173ZM178 97V98H177ZM187 99H186V98ZM197 97V98H196ZM202 98V100H201V98ZM227 97V98H226ZM240 97V98H239ZM253 97H255V98H253ZM84 98H85V96H84ZM94 98V97H93ZM96 98V97H95ZM94 98V99H95ZM142 98V99H141ZM154 99H155V96L153 97ZM180 98V99H179ZM190 98V99H189ZM213 98V99H212ZM232 98V99H231ZM235 98L237 99V100H235ZM248 98V99H247ZM253 99V101H252V99ZM86 99V98H85ZM88 99V98H87ZM92 100V98H90L89 97V99H88V101L86 100L85 102H89V101H91ZM98 99V98H97ZM104 99V98H103ZM129 99V100H128ZM142 101H141V100ZM157 99H155V100H157ZM173 99V100H172ZM192 99V100H191ZM200 99V100H199ZM241 99V100H240ZM244 99V98H243ZM250 99V100H249ZM257 99H258V101H257ZM99 100H102L101 98H99ZM123 100V101H122ZM127 100H128V102H127ZM187 100V101H186ZM190 100V101H189ZM209 100V101H208ZM212 100H213V102H212ZM232 100V101H231ZM249 100V101H248ZM118 101V102H117ZM126 101V102H125ZM139 101V102H138ZM200 101H202L203 102V104H201L200 103ZM210 101L212 102V104L210 103ZM218 101V102H217ZM239 101H241V102H239ZM251 101V102H250ZM124 102V103H123ZM141 102V105L140 104H138V103H140ZM178 102H180V103H178ZM193 104V106H191L192 104ZM234 102V103H233ZM113 103V102H112ZM116 103V104H115ZM183 103V104H182ZM186 103V104H185ZM191 105H190V104ZM206 103V104H205ZM257 103H259L258 105H257ZM180 104H181V106H180ZM188 104V105H187ZM201 104V105H200ZM214 104H215V106H214ZM235 104V105H234ZM113 104H112V106L115 108V106H114ZM183 105V106H182ZM207 105L209 106V107H207ZM201 106V107H200ZM203 106V107H202ZM213 106V107H212ZM225 106V107H224ZM255 106H257L256 108H255ZM187 107H189V108H187ZM145 108V109H144ZM185 108V109H184ZM199 108V109H198ZM201 108V109H200ZM250 108V109H251ZM147 109H148V111H147ZM187 109H189L191 112H192V115L191 114H189V113H191L190 111H188ZM248 109V108H247ZM246 109V110H247ZM256 109V110H255ZM142 110V111H143ZM180 110V111H179ZM196 110V111H195ZM214 110V111H213ZM141 111V112H142ZM186 111V112H185ZM213 111V112H212ZM254 111H250L249 109L246 111V112H250L249 114L248 113H246V115L244 114V115H242V114H240L239 116L241 117L242 116V118L244 117V116H246V117H244V121L243 120H240L239 122H242V123H239L238 122V126L241 124H243V125H245L246 124V126H247V124L249 123L250 125H253V126H257V125H259V119L260 118H258V117H260V115H258V113H259V111L257 112V113H255ZM155 112H156V114H155ZM252 112H253V114H252ZM146 113H147V115H146ZM149 113H150V116H148L149 115ZM152 113H154V114H152ZM181 113V114H180ZM185 113V114H184ZM202 113V114H201ZM237 113V114H236ZM182 114H183V116H182ZM234 114H236L235 116L237 117H233L234 116ZM180 115V116H179ZM187 115V116H186ZM189 115V116H188ZM190 115L191 116H193V117H190ZM250 115V116H249ZM255 115V116H254ZM153 116V117H152ZM203 116V117H202ZM254 116V117H253ZM257 116V117H256ZM186 117V118H185ZM232 117V118H231ZM203 118V119H202ZM249 120H247V119ZM250 118H252V119H250ZM149 119V118H148ZM186 119H188V120H186ZM202 119V120H201ZM234 119V120H233ZM215 121V123H214V121ZM230 120V121H229ZM246 120H247V122H246ZM250 120H252L251 121V123H250ZM254 120H255V122L256 121H258L257 123H256V125L254 124L255 122H254ZM178 121V120H177ZM176 121V124L178 125V124H180V122H177ZM184 121V122H183ZM196 121V122H195ZM237 121V120H236ZM150 122H152V120L150 121ZM202 122H204V123H202ZM219 124H218V123ZM194 123H195V125H196V132L194 131V127H195V125H194ZM197 123H198V126H197ZM211 123H214V124H212L211 125ZM228 123V124H227ZM150 125H151V123H149ZM176 124H174L172 127H173V129L177 132V130H179L180 128H179V126H177ZM200 124V125H199ZM216 124H217V126H216ZM221 124V125H220ZM223 125V126H222ZM174 126H177V127H174ZM213 126V127H212ZM233 126V127H232ZM246 126H240V128L242 127L244 130H243V132L245 133H243L242 135L244 136V135H246V133H248L247 132V130L245 129L246 128ZM166 127V126H165ZM170 125L169 126H167L165 129V131H168V129H170V128H172ZM217 127V128H216ZM222 127V128H221ZM160 128V127H159ZM157 129L159 132H160V130L162 131V129ZM168 128V129H167ZM212 128V129H211ZM239 127H237V129H238ZM198 129H200V130H198ZM215 129V130H214ZM221 129H223V130H221ZM235 129H236V127H235ZM163 130H164V128H163ZM171 130V129H170ZM173 130V131H174ZM217 130H219L218 132H219V135L217 134L218 132H217ZM226 130V131H225ZM229 130V131H230ZM174 131V132H175ZM215 131V132H214ZM214 132V133H213ZM221 132H222V134H221ZM226 132V133H225ZM230 132H232V131H230ZM189 133V132H188ZM191 133V132H190ZM194 133V134H193ZM196 133H199V134H196ZM229 133V132H228ZM249 134V133H248ZM247 134V135H248ZM190 135V136H191ZM199 135V136H198ZM200 135H202L201 137H200ZM216 135L217 136H220V139H221V135H223V137H226L225 138V140H223V139H221V140H223L222 142L224 143V144H221L222 142L220 141V139L219 140H217V142H216V140L214 139L215 137H216ZM196 136H198V137H196ZM215 136V137H214ZM206 137V138H205ZM208 137H209V139H210V141H209V139H208ZM211 137V138H210ZM185 138H186V141H185ZM196 138H197V140H196ZM189 141H188V140ZM205 139H207V140H205ZM195 140V141H194ZM202 140V141H201ZM213 140H214V142H213ZM197 141H200V144H199V142H197ZM207 141V142H206ZM220 141V142H219ZM256 141H257V139H256ZM193 142V143H192ZM204 142V143H203ZM210 142H212V143H210ZM215 142H216V144H215ZM195 143H196V145H198V146H196L195 145ZM203 145H202V144ZM208 143V144H207ZM217 143H220V144H217ZM257 143H258V141H257ZM213 144V145H212ZM194 145H195V147H194ZM204 145H206V146H204ZM218 145V146H217ZM221 145V146H220ZM188 146L191 148V150L189 151V149L190 148H188ZM192 146V147H191ZM207 146H210V147H207ZM199 147H198V149H199ZM207 150H206V149ZM202 149H200V150H202ZM217 149V148H216ZM214 150L215 152V154H219V152L220 151H218V150ZM207 154H209V153H207ZM0 190L2 191L3 190V188H2V186L0 185ZM128 237H132V239H128V244L130 245H128L129 247H132L133 249H134V247H133V245H131L130 244V241L129 240H131L132 242H133V240H134V236H132V235H129ZM127 237V238H128ZM134 237V238H133ZM168 237V236H167ZM164 238V237H163ZM162 238V243H161V245L165 242V244L164 245H168L169 244V241H165V240H167V239H163ZM134 241H136L137 243H139L138 244V247L140 248L139 250H141L142 249V247H141V245H140V242H138L137 240H134ZM164 241V242H163ZM136 242H134V243H136ZM160 242H161V238H160ZM159 242V240H158V245H159V247H161L160 246V243ZM1 243V242H0ZM134 243H132V244H134ZM137 243L135 244V247H136V245H137ZM168 243V244H167ZM1 246V245H0ZM129 247H127V249L129 248ZM161 248H164V246L162 245V247ZM127 249H126V251H127ZM129 249H131V248H129ZM147 249V248H146ZM145 249V251H147L148 249V251H151L152 249L151 248H148L147 250ZM138 250V249H137ZM133 251H135V252H133V254L132 253H129V252H132V249H131V251L129 250L128 251V254L127 255H130L129 257H130V259H129V257H128V259L129 260H131V259H133V260H131L132 261V263H133V261H135L136 260V262H138V259L140 258V256H137V255H135L134 253H136V254H142L143 255V253L145 252L144 251V249H142V253H141V251L139 252V251H136V248H135V250H133ZM146 252V253H150V252ZM132 254V255H131ZM137 256L136 258H138V259H136L135 257L133 258L132 256ZM154 258V257H153ZM127 259V260H128ZM135 259V260H134ZM155 259H157V258H155ZM166 259V260H165ZM128 260V261H129ZM158 260L160 261H157L156 260V262H155V264L157 263V262H159V263H157V264H162L163 262V264H172V261H171V259L169 258V257H167V258H163L162 259V261H161V258L159 259L158 258ZM164 260V261H163ZM154 259H153V264H154ZM130 262V261H129ZM162 262V263H161ZM166 262V263H165Z\"/></svg>", "mask_w": 264, "mask_h": 264}]
</instances>
